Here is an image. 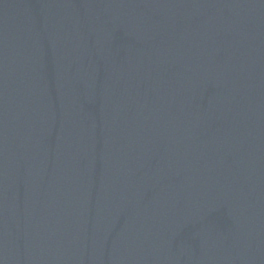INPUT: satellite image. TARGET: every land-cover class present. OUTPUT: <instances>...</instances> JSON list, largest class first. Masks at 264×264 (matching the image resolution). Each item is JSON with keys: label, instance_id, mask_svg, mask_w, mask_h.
<instances>
[{"label": "water", "instance_id": "obj_1", "mask_svg": "<svg viewBox=\"0 0 264 264\" xmlns=\"http://www.w3.org/2000/svg\"><path fill=\"white\" fill-rule=\"evenodd\" d=\"M0 264H264V0H0Z\"/></svg>", "mask_w": 264, "mask_h": 264}]
</instances>
